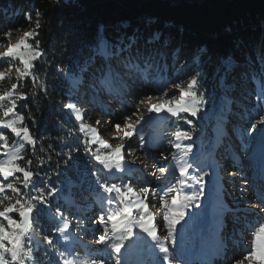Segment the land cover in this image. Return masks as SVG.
Wrapping results in <instances>:
<instances>
[{
  "label": "snow or ice",
  "instance_id": "1",
  "mask_svg": "<svg viewBox=\"0 0 264 264\" xmlns=\"http://www.w3.org/2000/svg\"><path fill=\"white\" fill-rule=\"evenodd\" d=\"M39 16L37 12L35 28L24 32L17 43H0V47H5V50L0 52V63L8 61V67L0 70V82L6 78L11 79L13 71L17 73V82L11 83L6 91L0 93V114L3 117L0 119V264H28V262L37 264L35 251L41 244L47 246L45 254L48 250L54 253L57 257L56 264H89V261L81 260L74 249L62 250L55 243L56 236L64 242L71 239L68 234L71 227L68 216L58 206L54 211L52 210L51 198L59 192V189L43 183L38 186L41 178L39 172L30 170L31 160L26 161L29 166L27 168L21 167L19 163L25 159L21 155L25 145L35 147L36 144L30 127L24 125V116L17 109V100L27 99L26 93L19 91L21 87L19 81L31 77L47 93L46 84L34 75L36 62L44 56L40 41L37 39L38 29L41 27ZM24 19L31 23L32 13H25ZM12 31V28L0 31V41L9 40ZM159 38V34H154L141 44L143 38L138 33L129 36L125 32L117 31L114 35L108 36L101 30L97 32L93 43L89 46L83 65L78 64L77 70L58 67L57 71L65 76L72 89L78 88L83 83L82 74L85 72L90 73L89 86L93 89L130 90L137 83L154 86L158 73L163 72L167 67L166 63H161L163 54L151 47ZM13 61L18 62L20 66L13 64ZM188 67L190 65L187 61L181 65V68ZM238 67L239 64L231 55L221 58L218 68L223 72L221 79L226 86H229L227 85L228 77L236 72ZM201 78L202 73L198 71L195 75L188 76L186 86L171 81L170 84L159 88L158 90L165 97L168 96L169 86L178 90L179 96L174 100L149 103L147 113L165 112L170 117L176 120L183 119L186 125L192 126V120L188 117H197L207 102L204 92L200 91ZM252 81L255 84L250 96L253 103L251 110L247 113L248 127L245 129V134L249 135L257 130H264V75L253 76ZM144 95L149 101L152 99L146 93ZM4 101H7V105ZM62 107L69 112L78 125V131L83 136L81 142L84 145V154L89 156L101 171L108 174L124 173L127 145L118 143L115 148H112L101 138L98 127L84 123L86 113L75 102L68 100L62 104ZM133 117H136L135 122ZM146 122L140 109L130 114L125 113L123 123L109 119L111 127L121 134L114 139L121 141H131L138 134L142 123ZM9 134L24 143L9 145L7 143ZM68 135L69 137L75 135V131L69 129ZM171 137L172 139L168 141V151L159 152V162L154 160L148 171V176L152 179H145L144 186L139 188V193L133 188L131 180L128 183H124L123 180L119 183L108 182L100 178L98 171L90 170V174L97 178L98 189L106 194L90 224L96 229V244L101 247V251L108 250L107 256H97L91 259L90 264H108V260L113 256L115 264H126L122 258L123 252L129 245L144 243L142 234L151 240V244H145V246L158 250L159 253L149 264H175L170 251L175 250L177 225L185 219L187 209L191 205L200 207L196 202L204 195V180L207 174L201 175L199 170H194L190 156L193 145L184 144V141L192 140V131L176 127L171 132ZM96 145L106 150L103 155L92 151ZM139 147L144 150L143 138L140 140ZM79 152V147H70L68 158H72V153ZM37 167H43L42 160ZM170 176L172 179H169ZM189 181L199 187L195 191L180 195L184 188L191 187L188 184ZM24 189L28 191L25 192ZM8 191L13 195H6ZM150 197L157 198L159 208L163 210L162 227L166 231L163 240L158 234V229L154 227V221L157 223L158 221L149 211L150 205L155 206L152 205ZM248 203L252 204V201L248 200ZM248 211L256 217L258 225V232L255 228L251 229L253 231L252 251L244 254L242 259L233 257L230 264H243L244 260H250L257 252L256 241L264 238V222H260L264 219L260 216V213H264V199H259L254 208ZM16 215L19 219L15 218ZM49 217L51 221L60 223L54 224L49 233H45L42 224ZM82 228L83 223L78 221L77 232ZM168 244L173 245L172 249L168 247ZM259 251L264 255V245ZM49 264H52V261Z\"/></svg>",
  "mask_w": 264,
  "mask_h": 264
},
{
  "label": "rangeland",
  "instance_id": "2",
  "mask_svg": "<svg viewBox=\"0 0 264 264\" xmlns=\"http://www.w3.org/2000/svg\"><path fill=\"white\" fill-rule=\"evenodd\" d=\"M5 14L3 10L0 11V21H5ZM33 28H35L33 21L31 23L25 21L21 25L12 28V36L9 40L0 41V43L15 44L23 37L24 32ZM29 43H34V41H29ZM4 50L5 47H0V52ZM158 50L161 52L159 47ZM12 63L20 66L18 62L13 61ZM161 63L164 64V62ZM7 67L8 61L0 63V70ZM192 68L194 67L184 68V71L179 68L177 75L169 74L164 70L158 73L154 86L137 83L130 90L122 91L93 89L89 86L91 83L89 72L82 74L83 83L76 89H72L70 83L66 80L70 95L68 100L75 102L86 113L84 123L92 127H98L101 138L110 144L112 148H115L118 143H125L127 148L125 149L126 164L124 173L108 174L101 171L90 160L89 156L84 154V145L81 142L77 157L82 171H75L72 176L65 174L62 180L64 188L61 187V183V185H57L56 188L59 189V192L51 198L52 210L54 211L57 206L60 207L65 215L67 213L66 216H68L71 224L68 231L71 237L70 241L64 242L59 236L55 237L56 245L62 250L64 248L74 249L80 259L89 261V264L91 259L97 256H107L108 250L101 251V247L96 244V229L90 224L92 218L99 211L103 197L106 194L98 189L97 178L90 174V170L98 171L100 178L108 182L115 181L119 183L123 180L124 183H128L131 180L133 188L139 193V188L144 186L145 179H152L148 176V171L154 160L159 162V152L161 150L168 151V141L172 139L171 132L176 127H180L192 131V140L184 141V144L191 143L193 145V152L190 156L194 170H199L201 175H207H205L204 180V195L196 202L200 207L197 208L195 205H191L187 209L185 219L177 225L175 250L170 251L175 264H189L188 261L193 260V256H199V259L201 256H205L217 244V238L222 232L225 236L231 234V240L239 239L242 242L235 248L232 256L227 254L228 260L224 264H230L233 257L242 259L244 254L252 251L253 240L251 237L253 231L251 229L255 228L258 232V225L256 217L251 215L248 210L253 209L259 200L253 195L254 192L259 191V187L244 177L250 168L258 167L257 163L259 162L256 160L255 163L253 159H247V156H256L257 159L264 157V130H257L251 135L245 134V132L242 135L240 132L245 131L248 127L247 113L251 109L250 102L245 105L240 102L232 104L229 98L220 93L217 95L204 93L207 102L203 111L197 117H188L192 120V126L186 125L183 119L176 120V118L170 117L165 112L156 114L147 113L146 111L149 103L178 98V90L170 86L167 97L163 96L158 89L170 84L171 81L186 86L188 76L196 73L190 72ZM16 77L17 73L13 71L11 79L6 78L0 82V93L6 91L11 83L17 82ZM145 93L152 97L150 101L144 95ZM4 104L7 105V101H4ZM136 109L141 110L144 120L147 122L142 123V126L138 129V134L131 141L114 139V137L121 134L111 127L109 119L123 123L124 114H130ZM67 113L69 114L68 111ZM0 119H3L2 114H0ZM135 119L136 117H133V122H135ZM97 121H99V124H97ZM75 132L78 140L82 141L83 136L79 133L77 124ZM141 138H143L145 144L144 150L139 147ZM21 142L22 140H18L9 134L7 141L9 145H18ZM92 151L103 155L106 150L96 145L92 148ZM169 179H172V177L170 176ZM40 183H42L41 179L38 181V186ZM43 184L48 185V180ZM188 184L191 187L184 188L183 192L179 193L180 195H183L184 192L195 191L199 187L192 184L191 181ZM23 191L27 192L28 190L24 189ZM5 194L13 195L10 191ZM150 199L152 205L155 206L150 205L149 211L158 221V223L154 221V227L158 229V234L163 240L166 236V231L162 227L163 210L159 208L157 198L150 197ZM260 199H264V193L261 194ZM248 200H251L252 204H249ZM5 204H7V201H5ZM245 210L248 212H245ZM224 212L232 213L233 217H241L237 221L234 220L229 223L230 232H228L230 228L223 227L224 225L217 227L219 221L226 222L225 219L228 218L227 215H222ZM260 216L264 218V213H260ZM15 218L19 219L18 215ZM78 221L83 223V228L79 232H77ZM260 222H264V219H261ZM4 223L7 225L6 221ZM56 223L60 222L56 221ZM56 223H48L45 220L42 224L43 231L49 233L51 225ZM142 237L144 243L135 246L129 245L128 249L123 252L122 258L126 264H149L151 260L159 255L158 250L145 246V244H151L150 238L143 234ZM210 237H213V240ZM92 240L95 242L91 243ZM94 244L96 245L94 246ZM262 245H264V238L256 241V254L250 260H244L243 264H264V255L259 251ZM40 246L43 247L39 251H35V254L39 257L37 264H49L50 261H52V264H56L57 257L54 253L48 250L45 254L47 246L41 244L39 248ZM168 247L172 249L173 245L168 244ZM28 264H32V262H28ZM108 264H115L114 256L108 260Z\"/></svg>",
  "mask_w": 264,
  "mask_h": 264
},
{
  "label": "trees",
  "instance_id": "3",
  "mask_svg": "<svg viewBox=\"0 0 264 264\" xmlns=\"http://www.w3.org/2000/svg\"><path fill=\"white\" fill-rule=\"evenodd\" d=\"M2 10L6 14L0 31L24 23L27 12L35 24L36 13L40 14L37 39L44 56L36 62L34 75L46 84L47 93L31 77L19 81V91L27 99H18L17 109L36 139L35 147L25 145V159L19 163L26 167L31 160L30 170L39 172L42 183L48 180L50 187L61 185L65 174L82 171L79 153L68 158L69 148H81V141L76 132L68 135L69 129L76 131V124L62 107L70 95L66 78L57 68L77 70L78 64L83 65L98 31L108 36L117 31L129 36L138 33L141 44L159 34L151 47L161 49L166 72L177 75L187 61L197 68L191 73H202L200 91L220 93L232 104L250 102L251 106L252 77L264 75V0H0ZM230 55L239 67L226 86L218 66L221 58ZM41 160L43 167L38 168Z\"/></svg>",
  "mask_w": 264,
  "mask_h": 264
},
{
  "label": "bare ground",
  "instance_id": "4",
  "mask_svg": "<svg viewBox=\"0 0 264 264\" xmlns=\"http://www.w3.org/2000/svg\"><path fill=\"white\" fill-rule=\"evenodd\" d=\"M249 157H250V156H249ZM210 239L213 240V237H210ZM94 242H95V241H93V240L91 241V243H94ZM91 243H90V244H91ZM212 249H214V248H212Z\"/></svg>",
  "mask_w": 264,
  "mask_h": 264
}]
</instances>
